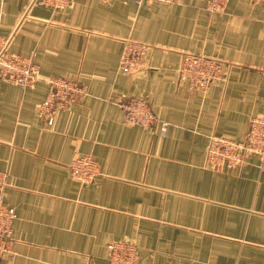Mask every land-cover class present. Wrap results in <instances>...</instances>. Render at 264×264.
<instances>
[{
  "label": "crops",
  "instance_id": "1",
  "mask_svg": "<svg viewBox=\"0 0 264 264\" xmlns=\"http://www.w3.org/2000/svg\"><path fill=\"white\" fill-rule=\"evenodd\" d=\"M205 3L0 0L8 52L39 70L29 88L0 80L1 194L15 213L0 264H107L118 241L142 264H264V166L252 155L236 169L206 160L210 137L243 141L264 112V0L215 13ZM125 41L148 48L128 75ZM188 55L216 61L226 79L191 86L179 73ZM55 78L84 93L47 127L37 109ZM126 98L147 100L155 124L126 123ZM79 156L98 164L89 184L70 175Z\"/></svg>",
  "mask_w": 264,
  "mask_h": 264
},
{
  "label": "built area",
  "instance_id": "2",
  "mask_svg": "<svg viewBox=\"0 0 264 264\" xmlns=\"http://www.w3.org/2000/svg\"><path fill=\"white\" fill-rule=\"evenodd\" d=\"M71 0H33L38 6L61 10ZM158 2L172 5L176 0H135L137 5L143 2ZM227 0H206L205 8L209 12L222 11ZM8 40L0 35V80L20 88H29L39 79L38 66L30 59L14 56L8 52ZM148 52L147 46L125 41L119 61V70L123 75L137 71L144 64ZM180 78L191 86L206 89L215 82L226 79L220 65L211 59L200 56H185L182 59ZM49 91L38 106V116L47 127L52 126L58 112L73 106L83 95L84 86L67 78H55L48 81ZM126 123L149 128L156 122V117L144 98H126L118 102ZM165 127H162L164 132ZM256 157L261 167L264 166V112L252 116L243 141L234 142L223 137L209 138L206 160L214 167L225 166L236 169L243 166L247 156ZM70 175L80 184H89L98 174V164L92 156H79L68 165ZM6 178L0 173V259L12 254V222L15 219L13 209L3 205L1 190L6 186ZM107 264H142L134 244L114 242L107 247Z\"/></svg>",
  "mask_w": 264,
  "mask_h": 264
}]
</instances>
